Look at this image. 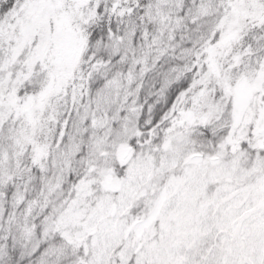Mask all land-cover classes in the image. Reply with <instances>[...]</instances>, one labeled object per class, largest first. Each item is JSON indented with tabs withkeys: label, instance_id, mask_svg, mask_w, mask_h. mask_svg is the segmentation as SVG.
I'll return each instance as SVG.
<instances>
[{
	"label": "snow or ice",
	"instance_id": "obj_1",
	"mask_svg": "<svg viewBox=\"0 0 264 264\" xmlns=\"http://www.w3.org/2000/svg\"><path fill=\"white\" fill-rule=\"evenodd\" d=\"M0 264H264V0H0Z\"/></svg>",
	"mask_w": 264,
	"mask_h": 264
}]
</instances>
